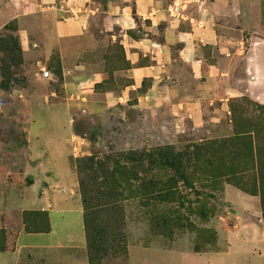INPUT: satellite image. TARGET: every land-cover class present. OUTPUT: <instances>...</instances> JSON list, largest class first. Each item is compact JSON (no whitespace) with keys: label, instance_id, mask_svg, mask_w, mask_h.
Segmentation results:
<instances>
[{"label":"crops","instance_id":"crops-1","mask_svg":"<svg viewBox=\"0 0 264 264\" xmlns=\"http://www.w3.org/2000/svg\"><path fill=\"white\" fill-rule=\"evenodd\" d=\"M219 2L57 0L51 9L23 7L2 17L0 30L15 24L20 52L0 51V264L87 247L70 163L83 140L79 111L121 110L125 120L135 117L133 125L158 127L162 139L229 116L243 92L233 73L236 48L217 31ZM252 67L244 71L249 94ZM223 201L232 227L219 233L221 250L172 253L182 264H264L259 199L227 187ZM33 212L46 214L47 231H27L25 214Z\"/></svg>","mask_w":264,"mask_h":264},{"label":"rangeland","instance_id":"rangeland-1","mask_svg":"<svg viewBox=\"0 0 264 264\" xmlns=\"http://www.w3.org/2000/svg\"><path fill=\"white\" fill-rule=\"evenodd\" d=\"M55 1L0 0V20L23 7L51 9ZM215 18L223 43L236 48L233 73L243 92L231 103L229 116L199 129L189 124L173 129L162 139L156 126L133 125L136 119L128 112L125 120L117 109L95 117L79 111L75 127L83 140L70 163L87 247L27 253L21 264H74L69 263L74 259L78 264H182L172 253L221 250L219 233L232 227L225 188L257 193L258 177L264 175V0H220ZM15 30L14 23L0 30V44L10 47ZM246 64L253 66L251 94ZM7 129L17 137L14 128ZM247 195L260 201L258 194ZM28 221L31 229L47 228L45 213H29ZM4 240L0 235L2 250Z\"/></svg>","mask_w":264,"mask_h":264},{"label":"trees","instance_id":"trees-1","mask_svg":"<svg viewBox=\"0 0 264 264\" xmlns=\"http://www.w3.org/2000/svg\"><path fill=\"white\" fill-rule=\"evenodd\" d=\"M9 42L11 44L10 47H6V46H3L2 44H0V51L1 52H7L9 54H12V55H18L19 52H20V48H19V45H18V41L17 39L13 38L12 36L9 38ZM238 135V134H237ZM260 144H261V141H258L257 142V148H256V152H257V149L260 147ZM257 184V189H259V191H257V193L255 191H249L247 189H244L243 191L247 194H251V195H254L256 196L255 194H258L259 197H260V202H261V209H262V216L264 217V175L263 173H260V176L258 177V183ZM240 188L244 187L242 184L239 183L238 185ZM254 188H256V185L254 184ZM29 214H25V223H26V226H27V231H31V232H43V231H47L48 228H46L45 230H38L37 228L35 229H31L29 228ZM3 232L0 231V235L3 236ZM5 241V240H4ZM3 241V242H4ZM2 250V245L0 246V251Z\"/></svg>","mask_w":264,"mask_h":264},{"label":"built area","instance_id":"built-area-1","mask_svg":"<svg viewBox=\"0 0 264 264\" xmlns=\"http://www.w3.org/2000/svg\"><path fill=\"white\" fill-rule=\"evenodd\" d=\"M178 10H179V7H178V6H173V7L171 8V10H169V13L172 14V15H174V16H176L177 13H178ZM44 76L46 77L47 74H44Z\"/></svg>","mask_w":264,"mask_h":264}]
</instances>
